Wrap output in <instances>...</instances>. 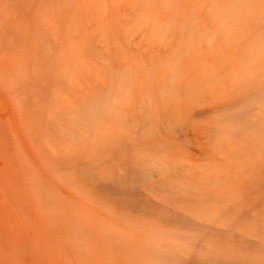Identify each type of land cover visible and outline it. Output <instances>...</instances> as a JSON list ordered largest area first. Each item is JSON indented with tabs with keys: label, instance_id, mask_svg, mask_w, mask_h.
Returning <instances> with one entry per match:
<instances>
[{
	"label": "rangeland",
	"instance_id": "obj_1",
	"mask_svg": "<svg viewBox=\"0 0 264 264\" xmlns=\"http://www.w3.org/2000/svg\"><path fill=\"white\" fill-rule=\"evenodd\" d=\"M3 3L9 15L0 31V67L43 78L39 59L28 60L23 70L6 46L10 39L24 36L26 28L36 32L38 25L43 36L52 37L54 31L43 14L52 0ZM186 46L166 56L160 50L150 51L153 48H138L139 53L127 55L100 51L104 75L97 88L99 105L91 112L66 114L72 119L69 124L62 121L63 115L53 116L46 125L47 132L62 141L56 149L37 141L31 123L35 103L19 89L27 86L23 79L8 86L7 73H0L2 179L16 186L24 169L38 167L60 182L52 193L45 190L54 209L61 210L65 201L74 199L86 217L81 215L86 228L74 230L77 248L64 239L67 224L59 218L55 232L61 240L53 245H60L58 260L78 251V260L99 257L95 260L99 264H264V158L258 160L251 153L236 169V164L228 168L220 153L215 158L208 153L218 149L215 141L228 136L234 126L219 121L231 109L219 105L209 112L214 96L207 95L213 88L223 92L233 70L240 63L245 62L244 69L251 63V45L241 40L213 56L195 54L205 48ZM35 52L38 57L47 54L46 41ZM70 84L80 87L74 81ZM139 86L145 92L136 97ZM214 117H219L216 125L204 129L202 125ZM20 133L29 142H23ZM32 145L40 153L36 162ZM251 166H255L253 174H249ZM232 181L234 186L229 187ZM14 196L8 191L0 209L6 205L13 210ZM21 196L26 203L23 191ZM89 211L95 217L85 214ZM97 219L101 222L88 228L87 223ZM100 230L91 245L95 254L94 247L99 249L90 255L89 234Z\"/></svg>",
	"mask_w": 264,
	"mask_h": 264
},
{
	"label": "bare ground",
	"instance_id": "obj_2",
	"mask_svg": "<svg viewBox=\"0 0 264 264\" xmlns=\"http://www.w3.org/2000/svg\"><path fill=\"white\" fill-rule=\"evenodd\" d=\"M47 8L43 14L48 16L47 23L54 31L51 39L43 36L38 25L36 32L26 28L24 36L10 39L6 46V52L12 51L16 58L12 57L22 69L28 60L36 62L39 59L43 78L30 77L20 69L9 71L0 67V73H7L4 81L8 86L18 79H23L27 85H21L19 89L31 96L35 103L31 123L38 143L42 145L44 140L47 146L56 149L55 145L62 142L47 132L49 124H46L53 116L60 118L63 115L62 121L69 124L72 119H68L66 114H81L83 110L91 112L98 107L97 88L104 75V68L98 61L100 51L110 55L123 51L127 55L139 53L141 49L138 48H153L155 50L150 51L160 50L166 56L182 45L184 48L189 45L205 48L196 49L195 54L204 52L213 56L224 52L232 43L244 40L253 51L251 63L246 64L245 69V62L240 63L233 70L224 82L223 92L213 88L210 96L207 95L214 96V105L209 112L214 113L219 105L231 110L224 118L214 117L202 126L210 129L218 119L225 126L233 123L234 128L228 132L229 135L215 141L218 149L211 153L208 151L212 158L220 153L228 168L236 164L234 166L239 169V163L251 153H255L258 160L264 158V0H52V5ZM6 15H9V8L0 0V31ZM43 40L49 52L38 57L35 48L41 46ZM210 46L214 47L209 52L206 49ZM129 47L135 50L130 51ZM107 73L110 78L108 70ZM71 81L80 87H71ZM144 92V87L139 86L135 96L139 97ZM19 136L23 142L28 141L23 133ZM31 154L36 162L39 149L32 145ZM254 167L248 168L249 174L256 172L251 171ZM224 168L221 172L225 174L228 168ZM2 176L5 175L0 174V202L8 191L10 195L14 192L15 201L10 199L13 210L6 205L0 209V264H99L95 261L99 257L89 262L78 260V251L61 261L57 259L60 245H53L61 240L55 232L59 218L67 224L64 239H70L71 243L74 242L73 247L77 248L75 241L79 237L74 230L76 226L86 228L81 215L86 217L78 210L82 205L70 199L71 196L61 210L54 209L48 194L54 188L58 189L60 182H56L55 177L41 172L38 167L28 168L21 172L20 183L11 186L10 181L2 179ZM227 185L233 187L234 182ZM21 191L26 203H22ZM85 214L95 217V213L90 211ZM56 216L57 224L54 223ZM97 222L101 221L88 222V228ZM100 232L89 234L90 255L97 254L99 247H94L95 254L91 245L98 240ZM96 245L99 246V241Z\"/></svg>",
	"mask_w": 264,
	"mask_h": 264
}]
</instances>
